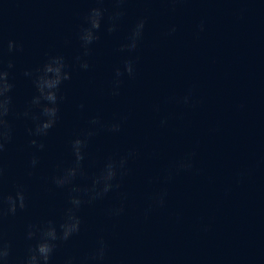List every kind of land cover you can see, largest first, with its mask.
I'll return each mask as SVG.
<instances>
[{"label": "water", "instance_id": "obj_1", "mask_svg": "<svg viewBox=\"0 0 264 264\" xmlns=\"http://www.w3.org/2000/svg\"><path fill=\"white\" fill-rule=\"evenodd\" d=\"M93 7L104 9V19L85 55L79 32ZM116 11L124 15L109 33ZM141 18L138 48L121 51ZM9 40L23 51L9 52ZM57 54L72 78L62 85L60 118L37 138L45 144L38 150L30 143L32 121L23 116L35 91L24 72ZM127 58L135 61V77H121L119 95H112L114 69ZM0 62L14 83L0 195H15L18 184L27 194L24 210L0 214L9 264H21L34 244L26 238L29 224H59L72 187H89L109 158L129 152L120 187L81 206L80 233L60 244L50 264H264V0H0ZM93 117L103 125L119 121L121 129L95 126L83 175L56 186L53 177L75 161L71 140L92 127ZM186 158L192 167L177 171ZM101 238L106 255L96 261Z\"/></svg>", "mask_w": 264, "mask_h": 264}, {"label": "clouds", "instance_id": "obj_2", "mask_svg": "<svg viewBox=\"0 0 264 264\" xmlns=\"http://www.w3.org/2000/svg\"><path fill=\"white\" fill-rule=\"evenodd\" d=\"M123 3V0H120ZM124 15L123 11H116L110 17L113 22L108 26V32L111 33L116 30L115 21ZM104 19V9L102 7H93L84 17V25L81 26L79 32V40L81 46L85 49V55L89 50V45L94 41L99 40V30ZM146 20L144 18L138 19L132 26L126 42L121 44V51L131 53L135 51L144 35ZM175 26L170 31L175 32ZM203 30V25H201ZM7 49L9 52L23 51V45L16 40H9L7 42ZM79 61L81 69L87 70L89 64L86 60ZM2 63V62H0ZM14 64L9 61L7 69H12ZM114 86L112 95H119V86L122 83L121 77L127 74L128 77H135L136 66L135 61L127 58L123 61V67L117 66L114 69ZM24 75L29 77L34 88V94L28 103L23 116L32 121L33 127L28 129V133L33 137L30 141L31 145L38 150H43L45 144L40 142L37 138L46 137L49 131L54 128L60 118V102L64 99L62 95V85L65 81L72 78V73L69 70V64L66 62L63 55H48L47 59L39 66L26 70ZM10 73L8 70L0 66V152L5 150V144L11 139L12 129L8 124L6 117L10 113V106L12 97L10 93L14 88V83L9 79ZM191 102V94L183 97V103L189 104ZM84 107L83 104L80 105ZM122 119H127L123 117ZM166 123V121H161ZM91 128L72 139L71 152L75 157L74 163L63 169L60 175L53 177V182L58 187L72 185L73 180L77 175H83L81 169V162L85 158V148L89 143V139L95 134L93 128L97 125L100 127H107L109 131L116 133L121 129L119 121L113 122L110 125L101 124L98 117H93L90 121ZM194 155V153H193ZM134 152H129L127 155L120 156L119 159L109 158L101 168L98 175H96L89 187L81 189L79 186H73L71 191L76 193L69 197V207L66 208L62 221L57 224L55 221L49 219L46 222L29 224L27 228L26 238L30 241L34 240V244L28 247L27 254L21 264H50L55 250L65 241L71 237L79 234L81 231V218L77 214L84 203H92L97 199H102L113 189L120 187L118 178H122L127 172V164ZM38 164V158L33 155L30 160V168L35 169ZM192 162L190 158H186L177 163L176 169H190ZM4 175L3 168H0V177ZM31 175V172H29ZM83 192L84 195L79 193ZM87 197V199H85ZM158 203L163 205V195L160 196ZM27 207V194L23 185L16 186L15 195H8L6 197L0 195V214L15 215L18 210H24ZM123 212V207L114 209L112 214L119 215ZM106 244L103 238L99 241V247L92 253L91 258L96 261H102L106 255ZM10 245L7 243H0V264H9ZM68 264H72L71 261Z\"/></svg>", "mask_w": 264, "mask_h": 264}]
</instances>
